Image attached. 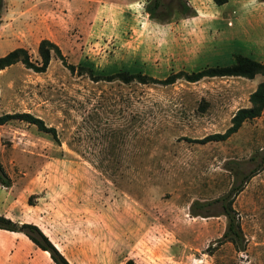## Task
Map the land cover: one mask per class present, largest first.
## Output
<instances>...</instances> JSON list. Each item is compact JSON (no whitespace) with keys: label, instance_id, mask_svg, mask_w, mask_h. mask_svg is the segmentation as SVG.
Returning <instances> with one entry per match:
<instances>
[{"label":"rangeland","instance_id":"obj_1","mask_svg":"<svg viewBox=\"0 0 264 264\" xmlns=\"http://www.w3.org/2000/svg\"><path fill=\"white\" fill-rule=\"evenodd\" d=\"M147 1L31 0L27 15H10L33 61L48 38L85 71L56 57L44 72L21 62L0 71V114L27 112L55 128L0 125V160L13 180L9 192L0 186V211L11 200L19 223L16 215L44 195L64 213L75 264H264V110L226 140H195L228 128L262 77L145 85L91 76L163 79L231 64L237 54L264 63V1L188 0L194 14L163 21L146 15ZM255 168L233 202L246 243L238 252L221 240L225 216L189 208L226 193L234 170ZM14 238L0 230L3 254Z\"/></svg>","mask_w":264,"mask_h":264},{"label":"trees","instance_id":"obj_2","mask_svg":"<svg viewBox=\"0 0 264 264\" xmlns=\"http://www.w3.org/2000/svg\"><path fill=\"white\" fill-rule=\"evenodd\" d=\"M167 1V2H166ZM215 3L223 4L227 0H213ZM264 1V0H261ZM4 6V0H0V10ZM144 11L146 15L155 20L163 21L171 18L174 12L184 16H190L194 14L193 7L189 4L188 0H148L144 4ZM58 44L54 41H50L47 38H43L38 42L36 51L38 53V59L33 61L24 47L14 48L5 55L0 56V71L10 67L14 64L23 63L26 68L35 72H44L51 62L52 57L59 59L62 64L74 72L76 69L79 72H84V67L76 66L68 63L66 56L60 50ZM91 75V74H90ZM256 75H260L262 80L256 86V88L249 95V105L244 108H239L233 114L231 118V124L223 132L212 133V135H206L200 139H195L196 142L205 144L212 143L213 141H223L236 133L243 123L260 117L264 110V63L253 59L246 55L237 54L234 62L228 65H217L212 67H204L197 71H183L170 73L163 79H157L150 75L146 76L139 72L119 71L116 74L107 76L96 77L91 75L96 80L115 81L118 80L121 83L128 84L130 82L140 84L157 83L162 85H170L183 79L188 82H196L203 78L212 77H241V78H253ZM23 120L27 123L34 124L40 131L52 133L55 135V128L45 125L42 118L34 116L27 112L20 113H3L0 114V125L9 123L12 120ZM1 143V139H0ZM259 168H255L249 173H242L239 170H234V181L227 190L226 193L218 198L213 199L210 202L202 203V207H196L200 204L198 201L193 202L190 205L189 213L192 216H206L211 217L214 215H223L226 218V226L221 237V240L228 241L234 244L235 249L238 252L245 250L244 235L241 230L240 221L238 218V211L233 207V202L237 194L242 192L244 185L249 181ZM0 186L9 189L13 186V180L10 178L4 164L0 160ZM0 229L13 231L14 233H23L31 243H34L38 248L44 250L49 254L50 259L55 264H71L68 259L56 248L53 243H50L49 239L41 231V229L32 223H15L13 219L5 215L0 216Z\"/></svg>","mask_w":264,"mask_h":264},{"label":"crops","instance_id":"obj_3","mask_svg":"<svg viewBox=\"0 0 264 264\" xmlns=\"http://www.w3.org/2000/svg\"><path fill=\"white\" fill-rule=\"evenodd\" d=\"M22 1L23 0H4V6L0 14V56L7 54L14 48L23 47L18 39L20 31H14V28H12L14 23L8 19L10 15L13 18L15 16H24V14L27 15L28 9L25 7H27L31 0H26L25 3ZM22 24L19 29H24L22 28ZM10 34H13V38L9 36ZM10 189H12V187L6 190L9 192ZM46 201L47 198L44 195L37 193L36 202L29 205L27 204L26 208L24 207V209H22L23 213L20 212V215H16L17 221H19V223H32L38 226L50 240L49 242L53 243L71 264H75L74 261L69 259V256L72 254H66L68 250L71 252L72 248L66 238L68 229H65L64 213L59 209H50ZM11 204L10 200L2 211H4V215L14 220V215L10 214L11 212L9 211ZM2 211H0V214ZM4 231L13 234L15 240L13 243L14 247L13 244H9L11 247H8L13 249H10L11 255L10 253L5 255V253L3 254V251L0 250V264H13L11 262L12 260L15 261L14 264H55L52 259H50L47 252L38 248L34 243H31L24 234L14 233L8 230Z\"/></svg>","mask_w":264,"mask_h":264}]
</instances>
